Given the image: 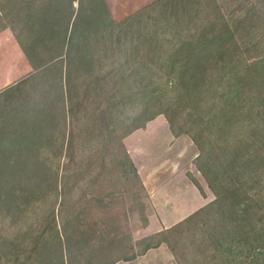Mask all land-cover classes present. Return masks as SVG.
<instances>
[{"label":"trees","instance_id":"obj_1","mask_svg":"<svg viewBox=\"0 0 264 264\" xmlns=\"http://www.w3.org/2000/svg\"><path fill=\"white\" fill-rule=\"evenodd\" d=\"M259 4L155 0L117 21L106 0H0L34 70L10 91L45 85L0 139V264H114L162 243L178 264H264V54L241 44H262ZM161 114L215 199L133 243L111 196L145 189L124 139Z\"/></svg>","mask_w":264,"mask_h":264},{"label":"rangeland","instance_id":"obj_2","mask_svg":"<svg viewBox=\"0 0 264 264\" xmlns=\"http://www.w3.org/2000/svg\"><path fill=\"white\" fill-rule=\"evenodd\" d=\"M153 1L155 0H144L141 5L136 7V11ZM259 6L264 10L263 4H259ZM132 13H126L124 17L116 20H122ZM252 40H242L244 41L241 44L244 47L245 55H263L264 37L258 35L257 40L262 43L258 49L247 48L251 45ZM12 79H14L13 76L7 80L5 79V83L9 80L12 81ZM44 80V76L42 79L40 78L42 83ZM4 85L0 84V89ZM44 89L45 85L42 84L36 90L32 81L29 80L25 86L17 90L10 91V89H7L0 93V139L10 140L21 135L16 129L23 125L21 124L22 118L26 119V115H29L27 116L28 120L32 119L30 116H32L33 104L35 99L42 95ZM27 119L24 121L29 124L30 122ZM168 126L169 122L166 116L164 114L158 115L144 127L125 137L126 141L124 139V143L136 167L138 165L144 172L155 171L154 182L160 190L163 192L167 189H169V192L171 190L174 201H179L181 197H189V199L185 200L183 204L180 203L181 206H172L171 209L170 206L153 205V199L146 188L142 189L140 183L135 179L131 183H124L125 186L123 187L121 185L114 186L115 193L111 196L112 210L110 209L108 215H112V218L120 215L121 218L127 220L125 231L132 238L133 243L139 242L145 236L170 229L190 215L185 214L194 209L197 211L215 199V195L209 188L203 173L197 168V160L200 154L198 146L188 134L176 136L171 129L169 131ZM25 135H32L31 131L25 133ZM200 193L204 199L201 201H204L205 204L197 207ZM173 209L179 211L178 218L180 217V220L171 219L170 212ZM97 210L98 218H103L102 209L97 208ZM140 248L141 245L136 246V249ZM188 248L191 249V246H188ZM189 249L187 253H189ZM148 251L140 255L143 256L140 260H137L140 257L138 256L132 260H120L114 264H178L166 243H162L160 246L151 248Z\"/></svg>","mask_w":264,"mask_h":264},{"label":"crops","instance_id":"obj_3","mask_svg":"<svg viewBox=\"0 0 264 264\" xmlns=\"http://www.w3.org/2000/svg\"><path fill=\"white\" fill-rule=\"evenodd\" d=\"M143 1L144 0H106V3L112 16L117 19L124 17L126 13H132L136 11V7L141 5ZM33 71V67L29 62V59L22 46L15 37L13 31L10 28L0 30V84H5L3 87L4 89H0V93L26 79L33 73ZM11 76H13L14 79L5 83V79L7 80ZM168 129L170 131L169 126ZM137 167L139 169V174L142 178L144 187L150 194V197L153 199V205L160 204L162 206H170L172 209V206H181L185 200L189 199V197H181L179 201H174V196H172L171 190L169 192V189H167V191L163 192L155 185V171L144 172L138 165ZM199 198L200 200L198 201L197 207L205 204L204 201H201L204 200L201 193ZM194 211L195 209L185 215H189ZM178 215L179 211H174V209L170 212L171 219L175 221L180 220ZM141 257L143 256H140L137 258V260H140Z\"/></svg>","mask_w":264,"mask_h":264}]
</instances>
